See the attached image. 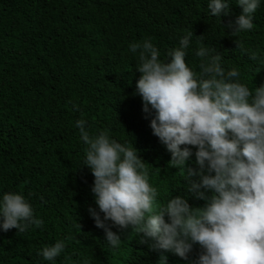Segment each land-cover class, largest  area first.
<instances>
[{"label": "trees", "instance_id": "1", "mask_svg": "<svg viewBox=\"0 0 264 264\" xmlns=\"http://www.w3.org/2000/svg\"><path fill=\"white\" fill-rule=\"evenodd\" d=\"M240 14L235 0L220 19L208 14L207 0H0V193L23 194L43 221L25 232L0 231V264H157L161 255L167 264H186L171 252L150 250L131 227H113L121 244L107 246L88 211L99 210L75 121L86 120L90 135L107 131L133 144L160 203L186 195L184 173L169 165L170 153L149 127L154 112L144 113L135 94L141 74L128 45L150 37L164 59L191 30L186 63L194 71L202 36L221 53L226 70L237 68L242 83L258 87L264 83V3L253 29L233 35L227 25ZM194 161L186 169H195ZM188 199L192 207L204 204ZM59 239L66 247L54 261L37 255ZM201 251L194 245L189 259Z\"/></svg>", "mask_w": 264, "mask_h": 264}, {"label": "clouds", "instance_id": "2", "mask_svg": "<svg viewBox=\"0 0 264 264\" xmlns=\"http://www.w3.org/2000/svg\"><path fill=\"white\" fill-rule=\"evenodd\" d=\"M230 3L207 0L208 14L227 16ZM262 3L235 0L241 14L227 25L233 35L253 29ZM193 36L186 30L164 59L150 37L128 45L141 74L135 94L144 113L154 112L149 127L170 153L169 165L184 173L186 195L160 203L133 144L107 131L90 135L87 121L78 119L75 126L86 145L82 163L94 177L91 192L99 210L88 211L110 249L121 244L112 228L131 227L150 250L171 252L186 264H264V83L251 88L242 83L238 69L226 70L221 53L205 45L202 36L193 50L199 58V71H194L186 63ZM193 156L196 168L186 169ZM189 196L204 201L203 206H190ZM42 223L23 194L0 193V231L25 232ZM194 245L202 251L190 260ZM65 247L59 239L37 255L54 261ZM157 264H167V257L161 255Z\"/></svg>", "mask_w": 264, "mask_h": 264}]
</instances>
